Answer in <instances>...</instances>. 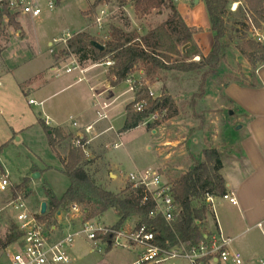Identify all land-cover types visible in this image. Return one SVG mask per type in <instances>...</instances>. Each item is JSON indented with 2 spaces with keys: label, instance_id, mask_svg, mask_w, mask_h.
<instances>
[{
  "label": "rangeland",
  "instance_id": "rangeland-1",
  "mask_svg": "<svg viewBox=\"0 0 264 264\" xmlns=\"http://www.w3.org/2000/svg\"><path fill=\"white\" fill-rule=\"evenodd\" d=\"M233 3L230 4V11ZM175 6L187 26L202 28L200 41L204 45L210 42V48L212 31L209 28L204 0H175ZM40 7L41 13L34 18L21 13L15 18L22 32L7 24L0 31V177L6 174L11 187L28 179L21 192L25 195L26 204L32 213H39L41 203L47 202V190L60 197L69 186L70 181L63 172L61 156L56 154L55 150L66 159L69 148L77 147L76 134H73L71 140H61L53 150L43 121L49 120L46 116H56L58 119H50L51 127L61 125L71 130L73 127L69 115L73 116L72 120L78 122L74 111L86 109L88 118H91L94 109L90 92L83 81L74 82L70 87L58 91L76 80V71L61 73L56 77L51 68H71L76 65L77 60L72 54L55 60L54 54L65 47L66 43H53L51 47L48 42L81 31H86L99 41L105 42L109 39L110 26L120 27L124 31L138 29L140 34H144L164 22L170 15L168 8L154 9L146 15H139L135 13L133 3L129 0H126L123 6L119 0H58L52 9L45 6V0H40ZM100 8L107 10L101 26L95 22L96 11ZM228 21L231 23V18ZM251 37L255 38L254 33ZM236 38L234 34L230 39L226 59L221 68V77H209L203 87L204 94L200 95V72L197 71H160L161 80L155 82L147 79L141 69L131 74L136 80V91L146 86L156 97L152 98L148 94L152 99H157L161 94L171 96L175 113L170 115L167 108L157 110L156 120H150L148 116L136 128L121 131L118 137L111 138L94 133L92 141L83 144V151L85 158L90 159L85 165V170L97 185L105 190L120 193L129 185L126 180L128 173L147 168L156 170L164 180L171 183L192 164L191 155L205 160L203 151L218 149V145L221 146L223 154L228 153L231 148L220 142L222 131L224 135L235 139L245 135V130L236 131L237 126H241V123L234 126L239 114L235 113L234 109L226 110L231 108V105L222 101L215 91L234 82L233 79H243L248 83L252 81L253 72V67L246 58L240 56L233 45ZM190 50L198 51V57L190 58L197 62L203 53L194 39ZM181 59L182 56H173L169 65ZM104 60L106 59L96 62L88 60L79 64L81 67H89ZM110 67L96 66L90 71L95 70V73H102L107 78L113 75L109 71ZM127 87V84L120 85L122 92ZM121 97L117 103H124L126 115V106L135 99V95L127 92ZM29 99L36 104H29ZM221 104L223 108L219 110ZM122 121L121 117L115 123V130ZM114 142H120L121 145L113 148ZM223 161L227 162L225 158ZM222 174L229 176V170L224 168ZM11 187L8 193H11ZM214 208L218 213L220 206L215 204ZM65 209L66 207H60L57 210L64 212ZM209 211L208 217L213 219L212 209L209 208ZM54 216L53 213L44 218V221L54 223ZM119 217L117 211L108 209L96 218L106 225H115ZM137 219L133 216L126 222L134 225ZM11 223L12 218L7 212H2L0 238L4 237ZM248 235H253L255 241L251 254L256 257L252 264H259L257 259L264 254V237L259 230L245 233V236ZM238 240L240 239H236V242ZM91 245L92 243L82 236L75 238L67 248L71 262L62 264H130L139 254L136 247H114L97 252L91 251ZM166 264L191 263L185 258H173Z\"/></svg>",
  "mask_w": 264,
  "mask_h": 264
},
{
  "label": "trees",
  "instance_id": "trees-1",
  "mask_svg": "<svg viewBox=\"0 0 264 264\" xmlns=\"http://www.w3.org/2000/svg\"><path fill=\"white\" fill-rule=\"evenodd\" d=\"M124 5L126 0H119ZM133 3L135 13L146 15L151 10L168 8L169 17L157 27L140 34L138 29L124 31L120 27L110 26L109 39L99 41L86 31L73 34L66 41L65 47L54 54V59L66 57L70 54L76 57L78 63L85 61H101L109 58L113 65L109 71L116 76L113 84L124 81L135 70H143L147 79L151 82L160 81L159 72L175 69L181 72H200V95L204 94V85L209 77H221L222 64L226 59L230 39L239 51L240 56L253 67L252 81L245 83L244 80L233 81L246 87H256L257 66L264 63V44L251 37L253 29L264 30V0H204L209 19V28L213 33V42L210 50L205 55H200L197 62L190 60L192 56L199 55L198 51H191L193 35L200 31L195 27L187 26L177 12L175 0H129ZM238 2L234 10L230 11V4ZM16 13H12L4 7L0 13V31L7 24L21 32V27L15 21ZM5 18L7 20H5ZM231 18V23H228ZM97 41L104 46L98 50L91 45ZM191 46L183 53L181 46ZM173 56H182L183 59L174 61L169 65ZM227 84V82H226ZM225 84V85H226ZM146 100L145 108L137 112L134 103ZM173 98L161 94L157 99L148 95L146 86L140 87L135 94V99L126 106V115L120 131L136 128L142 121L154 111L166 109L170 115L175 113ZM49 144L53 150L64 139L71 140L72 135L65 133L60 127H50L43 124ZM79 140L80 146L71 147L66 159H61L64 174L69 178V186L60 197H56L51 191H46L47 210L45 214L38 215L42 220L49 217L60 207H67L72 203L78 204L84 213L85 219L102 215L106 210L113 209L120 214L115 225L125 223L130 217L135 216L137 224L147 223L156 227L158 232L157 241L164 245L167 241L169 246L182 243L198 244L209 236L205 227L209 215V206L204 201V194L220 196L226 192L225 181L220 173L222 168L223 153L215 148L205 149V160L191 155L192 164L188 169L172 180L171 187L173 198L177 205V213L172 223L167 224L160 216L149 218L152 203H141L142 191L138 188L132 190L129 186L120 193L105 190L94 181L85 170L89 160L85 158L81 144L84 138ZM28 179L19 185L11 187L12 193L22 191ZM20 234L12 222L4 235L0 238V251L11 245L19 238Z\"/></svg>",
  "mask_w": 264,
  "mask_h": 264
},
{
  "label": "built area",
  "instance_id": "built-area-1",
  "mask_svg": "<svg viewBox=\"0 0 264 264\" xmlns=\"http://www.w3.org/2000/svg\"><path fill=\"white\" fill-rule=\"evenodd\" d=\"M58 0H45V6L52 9ZM237 6L233 3L232 10ZM7 7L12 13L28 14L32 18L41 13L40 0H0V13ZM107 10L100 8L96 11L95 22L101 26L102 19L106 16ZM5 20H7L5 18ZM256 40L260 41L259 31L253 29ZM71 35L54 38L53 43H66ZM50 47V50H51ZM102 63L93 64L90 67H81L79 63L71 68L54 69L56 75L77 71L84 80V73L92 67L113 65V61L105 58ZM116 76L105 77L101 83L116 81ZM128 87L122 94L131 92L135 95L136 80L133 75H129L124 81ZM98 83L89 85V90L94 98L95 114L97 120L107 119L106 109L108 103L98 104L100 93H96ZM148 94L154 98L153 92L148 88ZM156 98V97H155ZM134 100V99H133ZM29 104H36L30 99ZM147 102L139 100L134 103V109L137 112L142 111ZM157 112L149 114L150 120H156ZM48 122L46 121V124ZM76 126V123H73ZM92 126H87L84 130L89 132ZM80 146L79 140L75 142ZM84 145L81 144L82 149ZM118 145L114 144L116 148ZM129 188L132 190L140 189L142 191L141 203L150 201L152 209L149 212V218L160 216L167 224L173 222L177 213V205L173 198L171 184L164 180L154 169L147 168L140 171H132L126 175ZM11 184L6 174L0 177V214L7 212L12 218L16 230L20 234L19 238L11 245L7 246L0 253V264H62L70 263L71 259L67 248L70 247L77 237H84L92 243L91 251H103L114 247H123L126 249L136 247L139 249L137 259L132 264H166L169 259L185 258L191 264H242L243 257L238 250L228 247L231 239L225 238L221 232H214L206 236V239L198 244H187L180 242L177 245L169 246L166 241L161 245L157 241L158 232L156 227L147 223H134L131 225L125 222L121 225H106L100 219L93 217L84 218L82 208L72 203L66 207L64 212L57 210L54 212V223L49 224L46 220L38 217L40 213H32L27 204L23 192L8 193ZM217 196L209 193L204 194V201L210 209L213 210L214 201ZM220 198L235 204L236 197L233 192H225ZM8 214V215H9ZM264 235V220L255 225ZM4 256V257H3ZM259 264H264V254L258 258Z\"/></svg>",
  "mask_w": 264,
  "mask_h": 264
},
{
  "label": "crops",
  "instance_id": "crops-1",
  "mask_svg": "<svg viewBox=\"0 0 264 264\" xmlns=\"http://www.w3.org/2000/svg\"><path fill=\"white\" fill-rule=\"evenodd\" d=\"M18 16L19 14L16 15V18ZM190 27L200 29L199 32L193 35V39L197 42L200 51L205 54L211 48L208 47L210 42H207V45H204L200 41L199 35L202 32L201 27ZM259 37L260 41L264 44V30L259 31ZM48 45H51V42H48ZM196 56L197 55H195V57ZM51 69L54 71L56 77L61 75H56V71L54 70L56 69L55 67ZM90 70L91 69L84 73V80L80 79L82 76L76 71V80L65 85L58 91L70 87L74 82L83 81L90 92L89 85L98 83L96 93H100L101 95L98 100V104H109L108 109H106L108 118L96 121L97 117L95 114V106L93 105L95 100L90 92L92 98V100H90L94 108L93 117L88 118L86 109L77 110L74 111V114L76 115L78 122L77 120H72V115L68 116V118L72 121L71 124L73 128H71V130L62 127L61 125L54 126L62 128L65 133H69L71 135L76 134V137L78 136L79 138H84L85 141L83 144L85 145L92 141L94 133L99 134V136L101 135L111 138L113 136L118 137L121 133L120 129L125 119L124 103L121 101L117 103L119 99H122L121 95L123 92L120 85H125V83L123 81L116 85L113 84V82H109V85L107 82L101 83L105 79V76H103L102 73L101 75L100 73H95V70ZM255 74L257 77L256 87L240 86L231 82L224 88L217 89L215 91L216 94L222 98V101L231 105V108H227L226 110L234 109L235 113L239 114L237 122L234 123V126L241 123V126H239L236 131L240 129H242V131L245 130V135L232 139L231 136L229 137L224 135L225 133L222 131L223 134L220 142L227 145L231 149H228V153L223 154L220 173L225 181L226 191L233 192L237 202L232 204L227 200L221 199L220 196H217L214 201V205L216 204L217 207L220 206V209H218L217 213L213 205V219H209V217H207V222L205 224L209 234L219 231L225 238L231 239L228 247L233 250H238L242 254V264H252L254 257H256L251 254V248L255 242L254 236H245V233L252 230H259L261 235L264 237L262 231L255 226L257 222L264 220V63L257 66ZM209 96L212 97L211 94H209ZM222 108L223 106L221 104L219 110ZM46 117H49V120L47 121L48 123L46 124V119L43 122L47 126H50V119H58L56 116H52V118L50 116ZM121 117L123 121L115 130L114 125ZM74 122L76 123V126L73 125ZM90 125L92 126L91 130L89 132H85L84 129ZM113 144L118 145L116 148L121 145L120 142H114ZM217 147L219 152L224 153L221 146L219 147L218 145ZM55 152L61 156L60 159H64L63 155L59 154L57 149ZM224 158L227 162L223 161ZM87 159L90 160L89 158ZM224 168L229 170V176H223L222 170ZM109 175H111V173H109ZM234 175L235 177H233ZM113 176L115 178V174H113ZM236 239L240 240L236 242Z\"/></svg>",
  "mask_w": 264,
  "mask_h": 264
},
{
  "label": "water",
  "instance_id": "water-1",
  "mask_svg": "<svg viewBox=\"0 0 264 264\" xmlns=\"http://www.w3.org/2000/svg\"><path fill=\"white\" fill-rule=\"evenodd\" d=\"M194 2H197L198 0H193ZM91 45L94 46L96 49L98 50H103L104 46L101 45L100 43H98L97 41H92L91 42ZM190 44H185L183 47H182V51L184 52L185 51V48L188 47ZM237 128H239V126H237ZM33 177H36V175H33ZM47 210V203L46 202H42L41 205H40V210H39V213L40 214H45Z\"/></svg>",
  "mask_w": 264,
  "mask_h": 264
}]
</instances>
